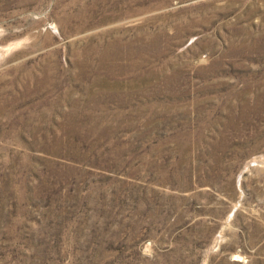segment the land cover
<instances>
[{
    "label": "rangeland",
    "instance_id": "1",
    "mask_svg": "<svg viewBox=\"0 0 264 264\" xmlns=\"http://www.w3.org/2000/svg\"><path fill=\"white\" fill-rule=\"evenodd\" d=\"M0 264H264V0H0Z\"/></svg>",
    "mask_w": 264,
    "mask_h": 264
},
{
    "label": "bare ground",
    "instance_id": "2",
    "mask_svg": "<svg viewBox=\"0 0 264 264\" xmlns=\"http://www.w3.org/2000/svg\"><path fill=\"white\" fill-rule=\"evenodd\" d=\"M1 55V54H0Z\"/></svg>",
    "mask_w": 264,
    "mask_h": 264
}]
</instances>
